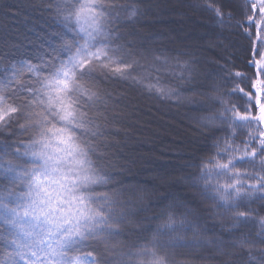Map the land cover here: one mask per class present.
<instances>
[{"label": "snow or ice", "instance_id": "6c2138e0", "mask_svg": "<svg viewBox=\"0 0 264 264\" xmlns=\"http://www.w3.org/2000/svg\"><path fill=\"white\" fill-rule=\"evenodd\" d=\"M251 8L260 19L247 20L255 24L256 40L264 47V0ZM211 10L221 23L225 15L232 16ZM42 11L51 13L46 23L50 20L49 28L57 30L35 32L30 41L37 45L35 55L0 70L9 73L0 80V135L16 137L0 140V243L11 249L0 264H192L176 260L175 250L211 243L200 239L207 222L190 218L194 210L188 204L194 201L171 200L135 219L149 207L137 206L135 186L118 179L122 174L107 163V149L114 143L107 137L119 134L109 125L118 114L110 112L115 97L101 84L112 82L197 108L205 107L203 98L219 105L201 117L209 129L210 154L195 164L199 173L193 186L213 201L207 211L228 218V233H240L233 243L248 248L250 264H264V247L259 261L251 256L256 243L264 245V217L257 219L253 213L258 210L251 207L264 201V52L253 48V56H259L249 61L257 74L254 81L219 65L218 79L206 85L197 81L189 60L156 51L149 60L127 39L121 20L139 14L135 5L47 0ZM25 73L26 79H17ZM205 87L209 91L198 98L195 93ZM233 96L243 103L233 102ZM177 207L184 212L177 214ZM253 223L259 225L254 239L245 231ZM133 233L135 239L124 246L120 238Z\"/></svg>", "mask_w": 264, "mask_h": 264}, {"label": "trees", "instance_id": "16d2710c", "mask_svg": "<svg viewBox=\"0 0 264 264\" xmlns=\"http://www.w3.org/2000/svg\"><path fill=\"white\" fill-rule=\"evenodd\" d=\"M2 1V0H0ZM46 6L47 0H41ZM146 1V0H145ZM144 0H118L120 3H128L135 5L140 9L139 14L131 19H129L125 16L122 17V20L125 21L124 24H127V27L130 28H136L138 30H142V32L146 31L150 33H155L154 29L155 27L148 23L147 21L140 22L139 19L144 15ZM199 3H202L201 7L199 8L200 12L203 14V16H206L209 18L208 20L215 23L210 29L212 32H214L215 36H219L221 38V41L223 43L227 42V38L224 36H227L231 40L233 45H229V49H218L213 54L212 51L208 52V54L212 53V56L215 58L216 66H213V68H207L210 69L214 77L218 79L217 73L221 72V69L219 68V65H226L227 68L232 72H241L251 77L252 81L257 79V74L255 72V69L252 67H249L246 65L247 61L249 60H258L259 56H253V48L259 47L261 52H264V47H261L259 43L256 40V28L255 24H249L247 17L253 16L255 21H258L260 19V16L258 14V11L256 13L253 12L251 8V4L255 3L256 0H197ZM38 3V5H39ZM4 5L0 4V12L6 13L5 18L0 16V23L6 24V21L8 19V13L11 10L8 8L5 9V7H2ZM44 6H42L43 8ZM212 8H216L218 10L223 11L224 13H232L231 18H229L227 15L223 17V23L220 22V20L217 18V15L214 11H212ZM29 20L25 19L23 24L26 26L22 27H14L16 30L19 31V33L12 34L10 33V36L6 37L7 43L4 44L2 41L0 42V70L3 68L9 67L13 64H15L19 60H28L33 55H35L37 50L36 43H30V41L35 40V32H43L45 30L48 31H55L57 29L49 28V24H51V21L48 20L46 23L47 18L51 15V13L43 12L42 9L38 8H29ZM6 10V11H5ZM14 11V10H13ZM147 15V14H146ZM149 15V14H148ZM7 18V19H6ZM10 19V18H9ZM12 19V18H11ZM14 19V18H13ZM240 22V23H238ZM158 26V25H156ZM167 26V24H166ZM164 26V27H166ZM13 27V26H12ZM123 28V27H122ZM247 30V31H246ZM21 31V32H20ZM121 32H123L127 39H133L129 34L125 31L120 29ZM248 33H251V36H249ZM156 34H161L159 32H156ZM219 34V35H218ZM2 34L0 33V38ZM261 36L264 37V33H261ZM213 37V36H212ZM17 38V40H15ZM8 44V45H7ZM12 45V48L11 46ZM242 44V48H238ZM137 45V44H136ZM141 51H144L148 57L149 60H151V56L153 51H156L157 54L163 53L170 58H174L179 56L181 60H189L186 53L183 52H177L173 45L171 44H156V46L151 45L146 46L148 48H144L142 45H137ZM171 46V47H170ZM3 47V48H1ZM237 50H235V49ZM183 49V48H180ZM226 55V58L224 56ZM196 62V61H195ZM32 63H36L35 60H32ZM216 68V69H215ZM9 75V73H3L0 74V80H3L5 76ZM27 74L25 73L22 77H18V80L26 79ZM234 84H240L242 87H245V91H250L251 89L249 87H246L245 84L240 80L233 81ZM250 83V82H249ZM212 80H208L207 85H211ZM11 87H15V84H13ZM231 87V85H229ZM101 88L105 91L111 92L112 95H115L119 91H122V89H130V90H137L140 88L132 87L127 84H120V83H109V84H101ZM143 90V89H142ZM207 92L209 91L208 87L201 88L197 90L198 92ZM144 92V90H143ZM191 92L185 93L186 95H189ZM149 99H153L156 101L159 106L165 105V99L163 97H158L156 95H149L147 94ZM226 99H229L226 97ZM233 102L237 103H243L242 100L239 99V97L233 96L230 98ZM169 106L172 107H180V105H183L182 103H177L172 99H168ZM168 106V105H167ZM219 105L212 104L211 101H208L205 103V107L203 108H195L188 110V112H191L194 114L195 120L194 124L196 126L198 125L196 122L198 119H201L203 116L209 115L212 111L217 109ZM186 109V108H183ZM243 111V109H240ZM115 126V123H113ZM203 126V124H202ZM203 134L201 135V140L204 142L203 146L195 147V149H191L189 147H182L178 144L169 143L168 145H165V147L169 151H173L171 156L176 158L179 161L186 160L190 161L189 168L183 167L179 168L181 175H184L185 177H188V180L191 182L190 188H193L197 192V196L201 199L202 207H199V203L196 202L193 198H188L187 196H183L180 194L181 189H172L171 191L174 192L173 195H170L169 197H166V190H156L155 188V180L149 181L141 179L143 177L142 172L136 173V175H127L125 169L122 168V163L125 161L127 156V151H124L125 156H120L118 154V150L115 149V147H110L107 149V163L112 165L111 168L112 171L121 173L122 175L117 177L118 179H123L125 181L126 185H134L136 189V195L134 196L135 199L138 200V207H143L147 205L149 207L148 212H140L139 216L135 219L137 221L140 220L141 217L152 215L154 212L159 211V208L168 203L171 200L176 201H183L185 203L189 201H194V203H189L188 206L191 207L194 210V214L190 216L191 219H196L197 216H199L200 222L204 223L207 222V230H202L200 234V239L202 241H211V243L203 242L201 244H198L191 248H180L175 250V259L176 260H184V261H190L192 264H250V254L248 251V248H240L234 245L233 240L235 237L239 236L240 233H233L229 234L227 229L230 227V223L228 221V218L226 216H217L213 215L211 212L207 211V209H210L213 207V201L210 199H207L201 194V190L198 187H194L193 183L196 181L199 173V169L195 167V164L198 162L199 158L203 155L210 154L209 152V146L211 144V138L207 135L209 132V129L205 128L203 126ZM20 133H17V136H19ZM27 135V134H24ZM217 136L223 135L221 132L216 133ZM16 137H7L6 135H0V140H7V139H15ZM246 138V133L242 134L241 139ZM107 139H113V134L109 135ZM119 140V139H118ZM237 143H240V140H237ZM185 152V154H182L181 152ZM141 153V152H138ZM190 153V154H189ZM110 155V156H109ZM117 157V163L111 164L109 161L110 158ZM176 172V171H175ZM150 190L157 191L159 193H163V197L160 199H156L154 203H151V194L148 193ZM142 197V199H141ZM251 207L254 209H257V213H253L257 217V219L264 217V201L257 200L254 203L251 204ZM177 214H182L184 212L183 207H177L176 209ZM252 235V238H255V233L259 230V225L256 223H253L249 226V229H245V231H249ZM136 233H133L131 236H125L121 237L120 239L123 241L124 246H127L131 243L132 240L135 239ZM189 238L192 237V233L188 232L186 234ZM223 240V245H218L217 241ZM261 247H264V245L260 243H256L251 250V256H255L257 258V261H259L261 257V252L259 249ZM11 249L6 248L3 246L2 243H0V259H7V253L10 252ZM85 251H93L91 248L86 249ZM77 253H72V255H76ZM251 264H255V262H251Z\"/></svg>", "mask_w": 264, "mask_h": 264}, {"label": "rangeland", "instance_id": "374dc122", "mask_svg": "<svg viewBox=\"0 0 264 264\" xmlns=\"http://www.w3.org/2000/svg\"><path fill=\"white\" fill-rule=\"evenodd\" d=\"M39 1L41 0L0 1V4L4 5L2 7L11 10L7 12L6 24L0 23V33L2 34L0 42L6 44V37L10 36V33L14 35L19 33L14 27L25 26L23 22L26 17L29 20L28 14L31 10L29 8L41 10L42 6L45 7L43 1L40 3ZM201 4L197 0H146L144 15L139 21H147L152 24L155 27V33H145L146 31L142 32V30L127 27L123 20H121L120 29L125 30L131 38L133 37L129 40L135 41L137 45H142L144 48L151 45L156 46L159 43L171 44L174 46L172 49L186 53L189 55L187 58L197 70V81L207 85L208 80H212L213 83L212 78L214 77L213 72L207 68L214 69L213 66L217 64L212 53L214 54L218 47L225 51L224 49H229L228 46L233 43L231 40L230 44L227 36H224L227 38V42L223 43L219 34V36L214 35L210 28L215 23L209 21V18L200 12ZM5 15L6 13L0 12L1 17L5 18ZM156 32L161 34H156ZM9 46L12 48V45L9 44ZM238 48H242V44ZM210 51L212 53L208 54ZM249 61L246 63L248 66ZM199 93H195L198 98H200ZM193 94L191 92L189 95ZM113 97L115 100L109 102V110L111 113L118 114V119L115 126L112 123L109 127L118 128L119 134L113 133V139L110 141L114 142L112 147L118 150L120 156H125L127 153L125 161L121 164L127 175H136V173L142 172L141 179L155 180L156 190H166L165 192L168 193L166 197L173 195L174 192L171 191V188L181 189L183 190L180 192L181 195L193 198L201 208V199L197 196L196 190L188 186L191 185V182L179 171V168H189L191 162L177 160L171 156L173 151H169V148L165 147L169 143L191 149L203 146L201 135L204 133V124L201 119H198L196 126L194 114L188 112L194 107L187 103H182L183 105L180 107H172L169 106L168 99H165L164 106H159L156 101L149 99L147 93L142 89H122ZM203 99H205V103L208 102L206 98ZM124 151L127 152L124 153ZM181 153L187 155L184 151ZM115 158L117 157L109 159L111 164L117 163ZM148 193L151 194V203L164 196L163 193L152 190Z\"/></svg>", "mask_w": 264, "mask_h": 264}]
</instances>
